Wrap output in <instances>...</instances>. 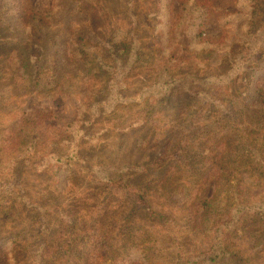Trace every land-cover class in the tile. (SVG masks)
<instances>
[{"label": "trees", "instance_id": "16d2710c", "mask_svg": "<svg viewBox=\"0 0 264 264\" xmlns=\"http://www.w3.org/2000/svg\"><path fill=\"white\" fill-rule=\"evenodd\" d=\"M226 1L211 39V0H0V264H264V0ZM116 129L162 140L95 160Z\"/></svg>", "mask_w": 264, "mask_h": 264}, {"label": "rangeland", "instance_id": "374dc122", "mask_svg": "<svg viewBox=\"0 0 264 264\" xmlns=\"http://www.w3.org/2000/svg\"><path fill=\"white\" fill-rule=\"evenodd\" d=\"M22 3L27 8H34L37 10H48L55 7L56 0H22ZM181 0H175V8H179ZM211 12L209 20L207 21L205 28V35L211 39H220L225 34L224 26L222 25V16L226 14L228 10L237 9L233 4L227 3L226 0H211ZM214 7H220V10L216 11ZM177 9L174 15L177 12ZM14 26L11 29L14 30ZM20 28V26H19ZM140 80H136L135 86L139 84ZM4 83L0 84V88L4 87ZM264 87V82H262ZM86 85L83 84L79 93L85 89ZM14 92V90H12ZM15 92H18L15 89ZM19 93V92H18ZM79 93L66 96L63 100H60V104L56 103L57 96L51 97L48 95H42L32 93L23 99V107L31 118L36 117V112L40 108L52 109L55 113V118L59 125L67 120H72L76 117L79 107L82 105L83 96ZM143 138V139H142ZM152 139L151 143H155L158 139L155 135L149 134L148 130H130L120 131L119 129L111 130L108 133L101 135V140L96 145L94 154L95 160L99 157L105 158L106 162L114 163H127L131 161H143L154 156L153 148H145L148 140ZM32 178V177H31ZM34 178V176H33ZM32 178V179H33ZM36 185V183H35ZM213 191V184L207 186V192ZM200 238L194 243L195 248L201 247L199 243ZM208 245V243L206 244ZM136 264H141L138 261Z\"/></svg>", "mask_w": 264, "mask_h": 264}]
</instances>
